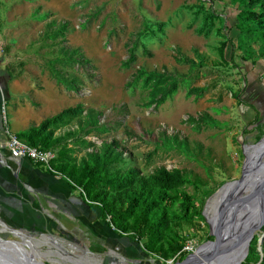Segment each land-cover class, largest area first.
<instances>
[{
  "label": "rangeland",
  "instance_id": "obj_1",
  "mask_svg": "<svg viewBox=\"0 0 264 264\" xmlns=\"http://www.w3.org/2000/svg\"><path fill=\"white\" fill-rule=\"evenodd\" d=\"M234 5L232 0H0V79L14 84L16 93L50 99L55 113L81 105L82 114L54 134L63 136L61 144L68 147L74 136L93 145L75 148L71 157L76 161L102 142H116L123 159L119 167H133L142 177L160 167L177 169L190 182L182 191L199 199L236 181L243 148L255 144V135L264 136V47L238 37ZM209 11L212 28L203 36L197 29ZM62 23L61 44L48 37ZM146 26L154 36L140 38ZM132 43L135 61L123 68ZM61 49L76 50L72 59L78 65L64 63L71 52ZM54 59L59 63L53 65ZM139 68L175 78V94L156 108L146 106L145 90L127 87ZM72 79L75 89L69 91ZM188 88L201 94L188 96ZM90 117L107 132L80 130ZM68 131L74 136H64ZM168 227L165 241L173 233L179 236L185 256L186 248L211 240L205 221L196 218ZM125 237L120 241L132 242ZM0 238L12 239L8 234ZM46 248L36 250L45 254ZM137 249L142 264H162L139 243ZM44 257V264H64ZM173 258L163 264L175 263ZM105 260L101 254V264Z\"/></svg>",
  "mask_w": 264,
  "mask_h": 264
},
{
  "label": "trees",
  "instance_id": "obj_2",
  "mask_svg": "<svg viewBox=\"0 0 264 264\" xmlns=\"http://www.w3.org/2000/svg\"><path fill=\"white\" fill-rule=\"evenodd\" d=\"M236 11V29L238 37H245L247 40L256 41L264 47V0H232ZM194 15H197L199 10ZM212 13L206 12L202 17L201 25L197 29L198 34L207 36L212 28ZM251 24V25H250ZM66 24H59L49 35L50 40H57L63 43ZM147 33L140 38L154 36L150 27H145ZM48 36V35H47ZM149 38V39H150ZM241 40L238 41L240 43ZM223 46V44H222ZM232 49V45L230 44ZM240 47V46H239ZM135 44L132 43L127 49V58L122 62L123 68H129L135 61ZM61 51L65 54L71 52L70 57L64 63L76 64L78 61L72 59L77 54L76 50ZM53 65L59 63L54 59ZM74 80L67 83L66 89L73 91ZM139 86L145 90L147 104L154 108L161 105L165 100L170 99L178 88V81L172 76L147 72L142 68L135 71L127 87ZM201 90L187 89V95H200ZM82 114L81 105L68 107L58 113L43 119L38 125H31L25 130L15 134L18 140L26 145L41 151H52L59 148L54 159L50 162L51 168L59 173L68 183L69 189L80 190L81 199L70 198L76 206L94 207L99 213L101 223L105 229L114 236L130 239L133 245H141V248L159 260L164 261L174 257L179 262L185 255L180 252L182 242L176 234H171L170 240L165 241L164 234H169V224L187 223L193 218L204 222L201 210L205 199L212 192H208L199 199L187 195L182 188L190 182L177 169L167 170L163 167L153 170L148 176H140L137 169L133 167H119L123 163L121 152L117 151L116 142H102L96 151L85 152L77 161L71 157L75 148L86 150L93 145L73 135V132H66L64 136H74L73 141L61 144L63 136H55V132L64 128L72 120ZM192 122V121H191ZM254 124V121L250 123ZM87 133H106L104 125L97 126L95 117L80 126L89 128ZM260 135L254 136L256 143ZM50 175V174H49ZM83 195V196H82ZM176 205V210L171 209ZM107 219V221H105ZM112 226L113 230L109 226ZM264 231V228L262 229ZM257 238L251 240L247 256L242 264H264V239L261 243V256L256 250ZM165 246V247H164Z\"/></svg>",
  "mask_w": 264,
  "mask_h": 264
},
{
  "label": "water",
  "instance_id": "obj_3",
  "mask_svg": "<svg viewBox=\"0 0 264 264\" xmlns=\"http://www.w3.org/2000/svg\"><path fill=\"white\" fill-rule=\"evenodd\" d=\"M263 141L264 136L255 144L243 148L239 178L223 185L204 202L201 216L211 240L173 264H242L255 236L257 251L260 253L264 239ZM248 150L251 152L248 153ZM23 161L32 165L27 159ZM12 176L16 179V175ZM61 181L65 185L68 183L65 179ZM223 189L226 191L224 204L216 206L214 198ZM2 234H8L12 239L0 238V264H44L41 258L45 254L37 252L35 236L10 228L0 221V235ZM32 242L35 244L32 245ZM135 246L138 248V245Z\"/></svg>",
  "mask_w": 264,
  "mask_h": 264
},
{
  "label": "flooded vegetation",
  "instance_id": "obj_4",
  "mask_svg": "<svg viewBox=\"0 0 264 264\" xmlns=\"http://www.w3.org/2000/svg\"><path fill=\"white\" fill-rule=\"evenodd\" d=\"M71 203V207H0V221L45 241L50 246L46 255L62 256L64 264H82L81 260L101 264V254L106 258L103 264H142L137 247L110 234L97 209Z\"/></svg>",
  "mask_w": 264,
  "mask_h": 264
},
{
  "label": "crops",
  "instance_id": "obj_5",
  "mask_svg": "<svg viewBox=\"0 0 264 264\" xmlns=\"http://www.w3.org/2000/svg\"><path fill=\"white\" fill-rule=\"evenodd\" d=\"M12 85L0 79V107L3 104L6 111L10 103L7 107L12 133L17 134L31 125H38L43 119L59 112L52 111L50 99L45 100L31 91L16 93L17 88ZM28 96L31 100L26 99ZM36 99L42 104L35 103ZM6 152L0 123V207H71L70 198L81 199L61 178L50 177L34 164L29 166L23 160H12Z\"/></svg>",
  "mask_w": 264,
  "mask_h": 264
},
{
  "label": "built area",
  "instance_id": "obj_6",
  "mask_svg": "<svg viewBox=\"0 0 264 264\" xmlns=\"http://www.w3.org/2000/svg\"><path fill=\"white\" fill-rule=\"evenodd\" d=\"M0 123L5 138V149L10 159L16 161L27 159L31 164L41 167L46 173L56 178H63L62 176H59L50 166V162L55 157L53 151H41L30 147L18 140L15 134L10 131L7 125L3 104L0 107ZM185 250V253H192L194 251L191 247L186 248Z\"/></svg>",
  "mask_w": 264,
  "mask_h": 264
},
{
  "label": "bare ground",
  "instance_id": "obj_7",
  "mask_svg": "<svg viewBox=\"0 0 264 264\" xmlns=\"http://www.w3.org/2000/svg\"><path fill=\"white\" fill-rule=\"evenodd\" d=\"M262 144H264V141L262 142ZM248 153H250L251 152V150H248L247 151ZM224 192H226L225 191V189H223L222 191H220L216 196H215V198H214V200H215V205L216 206H221L222 204H224V199H225V195H224ZM39 241V242H38ZM38 241H35V243L37 244V246H46L47 248H49L47 245V243L45 242V241H40V240H38ZM35 243H33L32 242V245H34ZM49 252H51V250H49ZM47 253V252H46ZM46 253H45V255H46ZM42 254V253H41ZM48 255H53L52 253H48L46 256H48ZM44 257V256H43ZM56 258H59V259H61V260H63V257L62 256H55ZM72 262V261H71ZM80 263H82V264H90V263H87V262H83V260H81V261H79ZM73 264H77L76 262H74L73 261Z\"/></svg>",
  "mask_w": 264,
  "mask_h": 264
}]
</instances>
